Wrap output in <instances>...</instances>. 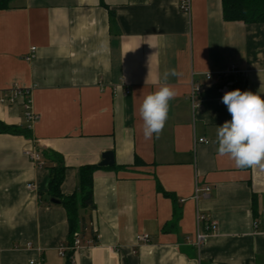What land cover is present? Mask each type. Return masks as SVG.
Listing matches in <instances>:
<instances>
[{
	"label": "crops",
	"instance_id": "1",
	"mask_svg": "<svg viewBox=\"0 0 264 264\" xmlns=\"http://www.w3.org/2000/svg\"><path fill=\"white\" fill-rule=\"evenodd\" d=\"M8 2L0 93L29 90L38 119L30 125L20 102L0 105V122L23 130L0 133V264H264V170L217 153V127L230 121L224 94L240 80L264 98V23L225 21L221 0H190L188 14L181 0ZM165 82L177 95L163 132L145 139L140 104ZM107 152L113 165L93 173L94 209L80 212L82 248L60 256L67 219L46 195L44 155L62 158L67 196L77 169ZM197 213L216 227L200 249Z\"/></svg>",
	"mask_w": 264,
	"mask_h": 264
},
{
	"label": "clouds",
	"instance_id": "2",
	"mask_svg": "<svg viewBox=\"0 0 264 264\" xmlns=\"http://www.w3.org/2000/svg\"><path fill=\"white\" fill-rule=\"evenodd\" d=\"M169 74L177 73L175 70L166 71L165 81ZM176 95V90L165 82L156 91L144 96L139 114L145 139L158 138L163 132L170 101ZM222 102L227 106L231 120L217 127L218 155L228 157L239 169L259 167L264 170V98L252 91L236 89L226 92Z\"/></svg>",
	"mask_w": 264,
	"mask_h": 264
},
{
	"label": "trees",
	"instance_id": "3",
	"mask_svg": "<svg viewBox=\"0 0 264 264\" xmlns=\"http://www.w3.org/2000/svg\"><path fill=\"white\" fill-rule=\"evenodd\" d=\"M8 1L10 0H0V11L8 7ZM221 4L223 19L227 22L264 23V0H221ZM236 89L244 91L245 88L242 86V81L237 80ZM22 132L23 130L15 126L10 127L0 122V133L14 135ZM44 157L49 164L47 166L49 182L46 195L51 199L56 198V200H59L60 205L64 208L68 226V240L69 245H71L73 234H80L85 231V217H82L80 212L94 209L92 178L93 173L100 167L97 165L79 167L77 169V187L75 191L72 194L63 196L60 190L66 170L63 160L60 156L53 153L44 155ZM158 190H161V188L158 187ZM162 193L164 196L169 197V194L163 191ZM173 217L176 221V214ZM91 238L95 239L94 236H91Z\"/></svg>",
	"mask_w": 264,
	"mask_h": 264
},
{
	"label": "built area",
	"instance_id": "4",
	"mask_svg": "<svg viewBox=\"0 0 264 264\" xmlns=\"http://www.w3.org/2000/svg\"><path fill=\"white\" fill-rule=\"evenodd\" d=\"M179 8L182 12L188 14L190 13V0H181L179 4ZM35 51V48L30 49V55L27 56V60H30L33 57V53ZM229 72H232V74L237 75H243L240 70L236 68V66H231L228 69ZM240 77V76H239ZM243 86V84H242ZM243 91V90H241ZM200 93V87L198 85H193L192 91H191V105L194 108L197 107L198 102L195 100L197 96ZM30 98V91L29 90H24V88H20L18 86H11L8 89L2 91L0 93V105L3 106H13L15 104H20L23 106L25 110V118L29 122L30 125L35 123V121L38 119L37 116L31 112L30 110V104H31V99ZM197 142L199 143H206L204 139H199ZM24 154L36 165L39 167H42L44 163L40 159V155L36 151H32L29 149H24ZM28 189H33V185H28ZM210 189V188H209ZM208 187L205 188L202 196L207 197V193L210 191ZM197 193V190H195V195ZM197 198V196L195 197ZM216 232V227L212 221H209L203 214L197 213L196 214V235H195V241L192 243L193 246H195L196 249H200L205 241V238L210 235L214 234ZM73 240L72 244L68 246V248H59V255L60 256H65L66 251H78L82 248V241L80 238V235L78 233L73 234ZM140 241L147 242L148 237L146 235L140 236L138 238ZM91 244H94L92 241L86 242V245L89 246ZM66 250V251H65ZM30 264H35L34 262H30Z\"/></svg>",
	"mask_w": 264,
	"mask_h": 264
},
{
	"label": "water",
	"instance_id": "5",
	"mask_svg": "<svg viewBox=\"0 0 264 264\" xmlns=\"http://www.w3.org/2000/svg\"><path fill=\"white\" fill-rule=\"evenodd\" d=\"M111 165H113V155H112V153H110V152L104 153L102 155V160L99 163V167H109ZM50 202L52 204H55V205L56 204H60V201L56 200V198L55 199H53V198L50 199Z\"/></svg>",
	"mask_w": 264,
	"mask_h": 264
}]
</instances>
